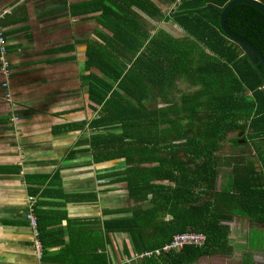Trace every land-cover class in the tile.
I'll return each mask as SVG.
<instances>
[{
  "label": "trees",
  "instance_id": "1",
  "mask_svg": "<svg viewBox=\"0 0 264 264\" xmlns=\"http://www.w3.org/2000/svg\"><path fill=\"white\" fill-rule=\"evenodd\" d=\"M230 1L181 0L174 19L185 38L158 32L139 54L138 42L148 35L129 31L122 27L126 18H116L122 24L108 27L105 46L89 50L87 66L103 77H93L90 89L99 107L94 125L100 134L91 141L95 161L123 159L120 181L132 202L145 204L129 218L106 221V231L129 233L137 254L159 249L175 234L206 236L202 246L153 255L146 264H191L229 254L226 223L236 216L264 229V149L253 151L255 168V161L241 159L247 151L239 145L244 137H237L244 132L250 141H264V72L228 40L216 14L197 12L208 5L221 12ZM225 23L264 57V17L257 10L235 5ZM123 57L131 64L120 62ZM155 98L163 105L150 109L147 102ZM231 133L236 136L228 139ZM224 142L239 156L227 160L230 173L216 191Z\"/></svg>",
  "mask_w": 264,
  "mask_h": 264
},
{
  "label": "crops",
  "instance_id": "2",
  "mask_svg": "<svg viewBox=\"0 0 264 264\" xmlns=\"http://www.w3.org/2000/svg\"><path fill=\"white\" fill-rule=\"evenodd\" d=\"M180 3L0 0L10 62L8 76L0 62V264H146L129 233L106 231V221L129 218L145 204L132 202L120 181L123 159L95 161L91 141L100 134L94 125L99 107L90 89L93 77H103L87 66L88 54L91 46H105L108 27L122 24L116 18H126L122 27L129 31L148 35L137 54L158 32L185 38L174 19ZM241 133L239 145L247 151L241 159L257 168L253 151H261L264 141L251 144ZM30 198L35 230L27 219ZM226 225L229 254L192 264H264V229L240 216Z\"/></svg>",
  "mask_w": 264,
  "mask_h": 264
},
{
  "label": "built area",
  "instance_id": "3",
  "mask_svg": "<svg viewBox=\"0 0 264 264\" xmlns=\"http://www.w3.org/2000/svg\"><path fill=\"white\" fill-rule=\"evenodd\" d=\"M7 11H3L0 14V21L4 19ZM0 62L2 66L3 73L8 76L10 73V62L8 61V44L5 34V28L0 23ZM7 83L4 84V87H7ZM29 203V212L27 219L30 222V225L35 230L37 227V221L34 216V200L32 198L28 199ZM206 242V236L202 233L194 232H184L180 234H175L170 242L163 244L159 249L143 252L137 255L138 258H151L153 255L159 256L163 253H179L183 250V247L186 245H195L202 246ZM36 246L39 247V243H36Z\"/></svg>",
  "mask_w": 264,
  "mask_h": 264
},
{
  "label": "water",
  "instance_id": "4",
  "mask_svg": "<svg viewBox=\"0 0 264 264\" xmlns=\"http://www.w3.org/2000/svg\"><path fill=\"white\" fill-rule=\"evenodd\" d=\"M238 4H244L247 6H250L257 10L263 17H264V4L258 0H231L223 9L221 12H218L216 9H213L211 6H207L203 8L200 11H204L206 9L211 10L214 14L217 15L219 18V24L222 32L227 36L229 41H232L234 43H237L241 46V48L246 52V55L249 58H253L256 62H259V64L262 67V70L264 72V57L262 54L249 42L247 39H244L243 36L230 31L225 23L226 16L228 12ZM243 133H240L239 136H241Z\"/></svg>",
  "mask_w": 264,
  "mask_h": 264
},
{
  "label": "rangeland",
  "instance_id": "5",
  "mask_svg": "<svg viewBox=\"0 0 264 264\" xmlns=\"http://www.w3.org/2000/svg\"><path fill=\"white\" fill-rule=\"evenodd\" d=\"M159 103L160 102H159L158 98L152 99L150 102H147V104H149L148 106H150V109L155 108V107H161L163 105V104H159ZM235 136H236V133H231L227 136V138L230 139V138H234ZM251 144H252V141H251ZM262 148L264 149V145L262 146ZM249 150L252 152L251 147H249ZM242 154H244V153H242ZM231 155L239 156V152L234 151V149L231 147L229 142H224L223 148L218 153V157H219L218 168L219 169H218V176H217L216 183H215L216 191H219L220 188L225 184L226 177L230 173L231 168L229 166H226V164L228 162L227 160H230ZM261 156H264V155L261 154ZM255 158L256 157L254 155H252V159H255ZM221 262L222 261L218 259V264H221ZM202 264H205V263L202 262Z\"/></svg>",
  "mask_w": 264,
  "mask_h": 264
},
{
  "label": "flooded vegetation",
  "instance_id": "6",
  "mask_svg": "<svg viewBox=\"0 0 264 264\" xmlns=\"http://www.w3.org/2000/svg\"><path fill=\"white\" fill-rule=\"evenodd\" d=\"M242 140H239V142H241Z\"/></svg>",
  "mask_w": 264,
  "mask_h": 264
},
{
  "label": "bare ground",
  "instance_id": "7",
  "mask_svg": "<svg viewBox=\"0 0 264 264\" xmlns=\"http://www.w3.org/2000/svg\"><path fill=\"white\" fill-rule=\"evenodd\" d=\"M194 246V245H193Z\"/></svg>",
  "mask_w": 264,
  "mask_h": 264
}]
</instances>
